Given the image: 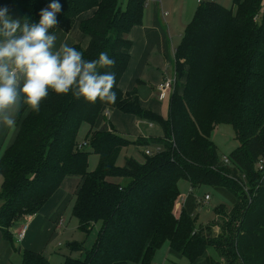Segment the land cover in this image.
Returning <instances> with one entry per match:
<instances>
[{"label":"trees","instance_id":"trees-1","mask_svg":"<svg viewBox=\"0 0 264 264\" xmlns=\"http://www.w3.org/2000/svg\"><path fill=\"white\" fill-rule=\"evenodd\" d=\"M53 0H0L13 19L40 20ZM56 28L79 23L90 37L75 43L86 60L106 52L114 66L102 68L116 76V102H86L49 90L39 113L24 105L16 116L17 133L0 155V230L15 244L12 226L35 215L67 175L82 179L72 207L78 228L89 234L102 221L92 250L79 241L63 264H154L165 244L193 263L209 246L221 264H264V0H233V7L202 1L176 48V85L168 116L141 106L135 90L125 93L120 80L129 64L128 34L141 24L146 0H57ZM113 107L157 123L162 137L130 139L105 122L96 128L103 108ZM234 125L237 147L225 162L212 139L216 126ZM84 124L90 126L86 146L78 148ZM2 124H0L1 127ZM145 148L119 164L127 147ZM155 146L154 149L150 147ZM146 150L152 152L146 153ZM99 156L89 170V156ZM193 189L224 188L235 201L217 207L210 224L197 228L181 202L179 184ZM18 249V246H15ZM22 264H52L44 253L22 249ZM219 263V264H220Z\"/></svg>","mask_w":264,"mask_h":264},{"label":"crops","instance_id":"crops-1","mask_svg":"<svg viewBox=\"0 0 264 264\" xmlns=\"http://www.w3.org/2000/svg\"><path fill=\"white\" fill-rule=\"evenodd\" d=\"M202 1L212 0H146L141 24L134 26L128 34V38L132 42V48L130 49L129 64L120 80L122 91L128 93L135 90L144 109L165 116L164 114L170 106L173 91H168L164 95L160 92L158 86L166 77L169 78L176 75V48L181 43L187 26ZM123 3L125 6L127 0H123ZM93 13L94 9L81 13L75 24L68 31L57 28L53 32L57 36V48L64 41L71 47L75 43H80L83 47L88 46L90 37L80 30L79 23L82 19L92 16ZM97 120L96 128H100L107 121L113 125L118 134L127 136L130 139L162 137L164 134L163 129L157 123L113 107L103 108ZM89 130L90 126L87 125L84 132L86 135L82 142L86 140ZM16 133V126L8 128L3 124L1 125L0 155L3 149L13 142ZM82 142L79 141V143ZM154 147L150 148L154 149ZM139 150L144 151L145 148L127 147L126 158L134 155L140 160L142 154ZM81 180L79 175H67L57 191L52 194L39 212L29 218L27 216L26 219H19L15 222L12 226L14 245H10L3 238L0 230V248L2 250L0 251V264H7L14 252L22 254L19 248L21 250L26 248L39 253H47L46 249L53 235L64 224L66 205L75 195ZM189 187L190 194L184 197L182 193L181 202L186 210L192 214L193 191L195 189L191 187V184ZM216 190L222 193L227 192L224 188H216ZM203 200L206 202L205 196ZM210 200H213L211 195ZM26 222L28 228L25 237L19 240L17 232ZM15 246H19L18 249H15ZM169 250L180 257H185L171 247ZM208 256L214 259L220 258L215 248L209 246L199 259L193 263L189 262L190 264H202L203 261L207 262ZM185 258L188 259V257Z\"/></svg>","mask_w":264,"mask_h":264},{"label":"clouds","instance_id":"clouds-1","mask_svg":"<svg viewBox=\"0 0 264 264\" xmlns=\"http://www.w3.org/2000/svg\"><path fill=\"white\" fill-rule=\"evenodd\" d=\"M60 11V3L53 0L40 11L39 22L32 23L0 9V124L5 127L16 126L24 105L39 113L49 90L89 103L116 102L115 73L101 71L114 66V59L101 52L98 59L86 60L66 41L57 48V36L50 29L56 28Z\"/></svg>","mask_w":264,"mask_h":264},{"label":"rangeland","instance_id":"rangeland-1","mask_svg":"<svg viewBox=\"0 0 264 264\" xmlns=\"http://www.w3.org/2000/svg\"><path fill=\"white\" fill-rule=\"evenodd\" d=\"M218 3L223 4L227 7H233V0H214ZM169 109V108H168ZM168 109L166 110L165 116H168ZM88 124H84L80 130L79 141H83L85 138V130ZM89 126V125H88ZM234 125L229 123L219 124L212 133V139L215 141L216 145L219 148L220 156H227L231 151H233L237 145L238 141L235 139ZM132 147V146H130ZM138 148V147H137ZM131 149V148H130ZM127 151L124 149L119 157V164L124 165L126 161ZM99 156L92 153L89 156V170H95L98 165ZM2 175L0 174V186L2 184ZM180 191L183 193L184 197L187 194H190V183L186 180L180 181ZM209 193L212 196L213 200L204 202L205 194ZM75 195L66 205V214L63 220V225L56 230L55 235H53L52 240L49 242L45 256L49 259L52 264H63L64 256L67 254L72 257L82 258L86 257V254L83 252H72L67 247L68 242L79 241L82 242L86 250L90 251L94 248L96 241L98 240L100 230L102 228V221H99L97 225L93 228L91 233L84 234L78 228V220L72 216V207L74 204ZM202 200V201H200ZM234 197L230 192H221L217 191L214 188L203 186L200 190L193 191V202H192V215L195 220V225L197 228L210 224L214 221L217 213L216 209L221 204L231 207L234 203ZM194 212V213H193ZM17 222V221H16ZM19 247V246H18ZM169 244H165L161 247L154 259V264H190L189 260L185 257H180L178 254H175L169 250ZM0 251L1 248H0ZM207 259V262L203 261L202 264H219L223 259L217 258L214 259L210 256ZM7 264H22V254L17 252L13 253V256L10 258ZM221 264V263H220Z\"/></svg>","mask_w":264,"mask_h":264},{"label":"built area","instance_id":"built-area-1","mask_svg":"<svg viewBox=\"0 0 264 264\" xmlns=\"http://www.w3.org/2000/svg\"><path fill=\"white\" fill-rule=\"evenodd\" d=\"M176 75L175 76H173V77H169V78H167L166 77V79H164L163 81H161L160 83H159V86H158V88H159V90H160V92H162L164 95L168 92V91H173L174 89H175V85H176ZM86 142H82V143H78V148H82V147H84V146H86ZM146 153L147 154H150V153H152V152H150L149 150L147 151L146 150ZM223 158V160L225 161V162H228L229 161V158H228V155L227 156H224V157H222ZM263 165H264V160L263 159H260L259 160V162H258V168L259 169H262L263 168ZM210 200V195L209 194H206L205 195V201L207 202V201H209ZM31 215H29L28 216V218L30 217ZM27 228H28V224H27V222L18 230V232H17V236H19L18 237V239L19 240H21L23 237H25V234H26V231H27Z\"/></svg>","mask_w":264,"mask_h":264},{"label":"water","instance_id":"water-1","mask_svg":"<svg viewBox=\"0 0 264 264\" xmlns=\"http://www.w3.org/2000/svg\"><path fill=\"white\" fill-rule=\"evenodd\" d=\"M19 250L21 251V248H19Z\"/></svg>","mask_w":264,"mask_h":264}]
</instances>
